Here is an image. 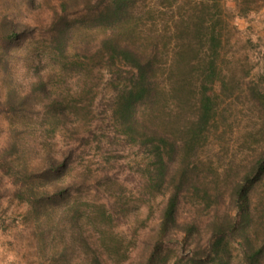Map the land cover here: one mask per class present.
Instances as JSON below:
<instances>
[{
	"label": "rangeland",
	"instance_id": "1",
	"mask_svg": "<svg viewBox=\"0 0 264 264\" xmlns=\"http://www.w3.org/2000/svg\"><path fill=\"white\" fill-rule=\"evenodd\" d=\"M64 1L62 12V0H0V32L7 23L25 29L15 46L0 42V165L14 164L10 174L0 167V264H78L87 244L102 264H248L240 232L231 230L240 222L231 195L264 159V0H195L197 19L177 35L191 45L180 72L168 69L169 56H158L155 122L169 126L180 146L183 130L199 134L192 157L182 160L178 145L158 186L149 182L151 155L129 142L111 115L113 92L124 77L90 56L102 37L88 19L97 0ZM173 1L137 0L125 43L147 52L164 34L160 41L167 47L171 17L194 5L180 0L182 10L172 13ZM55 13L82 32L75 38L91 54L76 43L66 56L51 48L61 27L53 26ZM211 32L220 39L212 57L206 50ZM170 83H181L183 93L168 90ZM202 95L212 100V110L199 133ZM13 143L21 156L7 150ZM46 158L65 159L66 173L26 182L16 172L27 167L39 173ZM185 164L175 222L162 231L167 199L175 191L171 176ZM64 185H70L66 198L40 202L38 214L13 195L28 186L39 192ZM249 196L253 221L246 232L261 244L264 176Z\"/></svg>",
	"mask_w": 264,
	"mask_h": 264
},
{
	"label": "trees",
	"instance_id": "2",
	"mask_svg": "<svg viewBox=\"0 0 264 264\" xmlns=\"http://www.w3.org/2000/svg\"><path fill=\"white\" fill-rule=\"evenodd\" d=\"M173 5L169 6L173 13L175 9L182 10L183 2L180 0H174ZM178 2V5H177ZM192 3V1H191ZM137 4V0H97L94 4L95 15L89 17V22L93 28L102 31V37L92 54L89 47L86 45L83 47V43L75 38L76 33L82 34L80 30L73 29L75 25L67 23V17L63 15H54L57 19L54 21L53 26H61L59 31H56L57 40L52 43L51 48L60 56H66L69 51L77 49L76 44L79 45L84 52L91 54L92 59H101L106 62V66L114 69L116 75L124 77V83L120 87L116 88L111 98L110 111L114 118L116 125L122 131L121 133L134 145L140 146L145 149L151 155L153 162L149 164L147 169L149 175V182L151 185L158 186L164 178L167 176L168 170L171 166V157L178 148V142L175 139L173 131H171L167 125L157 124V118L155 116L158 111L153 107L155 104V94H157L158 88V74L156 73L157 58L160 55L169 56L170 61L168 69L173 72H180L182 62L186 61V57L190 52V43L184 42L183 38L177 40V35H181L188 27L189 21L197 19L195 14L196 5L199 3L194 0V5L186 11L185 15L177 14V16L171 17V24L169 28L170 40L168 46L163 45L160 39L164 34L156 36L150 43V49L147 52L138 50L129 44L125 43L124 34L127 31L132 32L130 23L134 22V8ZM67 2L62 0L60 2V9L62 12L67 7ZM220 5V3H219ZM86 18V17H85ZM82 24V21H79ZM183 23L179 25L177 23ZM187 24V26L185 25ZM183 26V31L179 27ZM186 26V27H185ZM22 27V26H20ZM129 29V30H128ZM25 29L17 27V25L7 23L1 27L0 42L7 46H15L21 35L24 34ZM76 31V32H75ZM80 32V33H79ZM187 32V31H185ZM128 34V33H127ZM81 38V35H79ZM78 36V37H79ZM209 39L206 41V50H209L212 57L217 53V46H219L220 39L215 32H211ZM78 40V41H76ZM76 41V42H75ZM73 42V43H72ZM76 43V44H75ZM54 44V45H53ZM164 47V51L160 48ZM69 48V51L68 49ZM80 50V49H79ZM202 50V49H201ZM199 49L198 51L201 52ZM79 52V51H78ZM77 53L74 55L77 56ZM168 53V54H167ZM73 56V57H75ZM78 57V56H77ZM168 57V58H169ZM78 60V59H77ZM207 64L210 68L214 66V61L209 58ZM83 63V62H82ZM41 86V85H40ZM168 90L171 92L183 93V85L181 83H170ZM42 88V86L40 87ZM157 100V99H156ZM55 107L59 105L57 101L52 102ZM142 110H145L141 112ZM147 110V115L144 114ZM212 110V100L209 97L202 95L199 101L198 118L195 123L197 131H201L208 125L209 113ZM147 116V118H145ZM153 118V119H152ZM156 123V125L154 124ZM161 123V122H159ZM182 145L179 148L184 152L182 160L192 157L196 149L197 140H199V134L196 130L190 128L189 130L182 131ZM10 153L16 154L15 157L21 156L19 154V147L17 144H11L8 149ZM7 160V159H6ZM43 168L38 173L35 170H30L27 167L20 168L16 172L23 178L24 181L29 182L36 175L52 177L58 179L62 177L67 171V163L65 159H50L46 158L43 162ZM2 169L11 170L14 168L12 160L3 161L0 165ZM188 165L179 167L171 176V182L175 183V191L172 192L167 199L166 208L163 212L161 229L165 231L167 227L175 222V209L177 206L178 191L186 180ZM14 172V171H13ZM10 174V173H9ZM253 177L246 176L244 182L236 184L232 189V200L237 208L239 214V225L237 228L231 227V230L240 232V249L248 264H261L264 260V241L261 244H253L252 239L246 232L247 227L253 221V211L249 209L250 191L255 182H258L264 176V159L255 163L253 167ZM27 189H18L14 192V196L19 200H24L30 204L34 214L42 212L40 202L47 203L57 199L66 198L65 195L69 194L68 189L70 185H64L61 187H53L50 190L33 191L31 186ZM42 207L43 204H42ZM51 239V238H50ZM89 244L86 245L85 258L81 259L78 264H102L100 257L96 253L89 249ZM62 252H67L63 248ZM69 254V253H68Z\"/></svg>",
	"mask_w": 264,
	"mask_h": 264
}]
</instances>
